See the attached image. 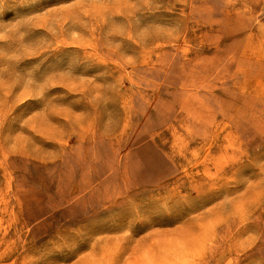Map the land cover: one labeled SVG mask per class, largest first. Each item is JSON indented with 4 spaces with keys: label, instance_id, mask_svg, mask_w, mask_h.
<instances>
[{
    "label": "rangeland",
    "instance_id": "1",
    "mask_svg": "<svg viewBox=\"0 0 264 264\" xmlns=\"http://www.w3.org/2000/svg\"><path fill=\"white\" fill-rule=\"evenodd\" d=\"M0 264H264V0H0Z\"/></svg>",
    "mask_w": 264,
    "mask_h": 264
},
{
    "label": "snow or ice",
    "instance_id": "2",
    "mask_svg": "<svg viewBox=\"0 0 264 264\" xmlns=\"http://www.w3.org/2000/svg\"><path fill=\"white\" fill-rule=\"evenodd\" d=\"M38 4H39V0H36V5H38ZM36 5H32V4H31V0H30V6L35 7Z\"/></svg>",
    "mask_w": 264,
    "mask_h": 264
}]
</instances>
